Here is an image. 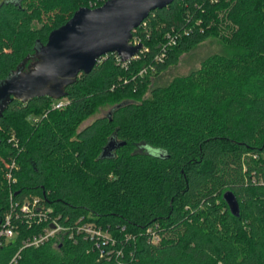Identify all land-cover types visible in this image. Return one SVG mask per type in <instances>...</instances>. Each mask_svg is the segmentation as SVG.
I'll list each match as a JSON object with an SVG mask.
<instances>
[{"label":"trees","instance_id":"obj_1","mask_svg":"<svg viewBox=\"0 0 264 264\" xmlns=\"http://www.w3.org/2000/svg\"><path fill=\"white\" fill-rule=\"evenodd\" d=\"M101 4L0 0V80L79 7ZM211 37L222 51L154 85ZM135 38L143 47L130 61L108 53L66 96L13 99L0 113V226L9 211L15 226L0 264H264V0H174ZM111 137L125 144L101 158ZM35 197L34 209L65 226L92 222L100 236L26 245L46 227L21 210Z\"/></svg>","mask_w":264,"mask_h":264},{"label":"water","instance_id":"obj_2","mask_svg":"<svg viewBox=\"0 0 264 264\" xmlns=\"http://www.w3.org/2000/svg\"><path fill=\"white\" fill-rule=\"evenodd\" d=\"M174 0H106L103 4L81 6L62 25L50 31L47 41L35 52L37 60L29 70L24 62L0 80V113L13 99L27 102L35 97L60 99L66 88L80 73L90 72L99 59L111 52L122 61L131 60L143 43L133 44V30L141 25L151 11L163 8ZM125 141L111 137L100 157H113ZM224 198L234 214L239 203L233 191Z\"/></svg>","mask_w":264,"mask_h":264},{"label":"built area","instance_id":"obj_3","mask_svg":"<svg viewBox=\"0 0 264 264\" xmlns=\"http://www.w3.org/2000/svg\"><path fill=\"white\" fill-rule=\"evenodd\" d=\"M131 42L133 44L142 43L139 40V38L132 39ZM175 42H176L175 36H170L167 44L171 45V44H174ZM63 105H64V102L61 100H58L53 103L54 108H59V107H62ZM14 163L15 162L13 161L12 165H14ZM7 175L10 181L14 180V177L11 176V173H8ZM38 202H39V199L35 197L32 203L25 202L21 206V210L24 216L28 219V221L30 222L36 221L37 223L43 222L46 224L45 229L41 231L38 236L34 237L32 241L30 240L25 241L26 245H30V244L39 245L53 237L60 238L61 236L67 234L68 232H69L71 239L76 238L77 233L78 234L83 233L86 237H90L91 239H96L98 238V236H100L101 231L99 228H97L94 225V223L89 222L83 225L81 224L76 225V227L65 226L59 222L58 215L54 213L52 208L42 209V207H39L38 210L34 209L33 207L37 206ZM16 216L18 217L19 215H16ZM12 217H13V213L12 211H9L5 215L2 221V224L0 226V243L2 241V238H11L15 234V226L13 224ZM14 259H16V256H14Z\"/></svg>","mask_w":264,"mask_h":264},{"label":"rangeland","instance_id":"obj_4","mask_svg":"<svg viewBox=\"0 0 264 264\" xmlns=\"http://www.w3.org/2000/svg\"><path fill=\"white\" fill-rule=\"evenodd\" d=\"M102 4L106 0H99ZM91 7V6H90ZM9 49V48H7ZM222 51V43L216 37H211L205 42L199 44L195 49L191 50L188 53L183 54L180 57L178 64L171 66L161 74L155 76L154 85H167L170 83L175 76L186 75L192 70L197 69L201 66V62L208 55ZM37 60L36 57L29 60V63L26 65L25 70H29L34 62ZM110 106L106 105L101 107L96 113L88 117L80 126V128L90 124L95 118L101 117L104 114L108 113Z\"/></svg>","mask_w":264,"mask_h":264}]
</instances>
